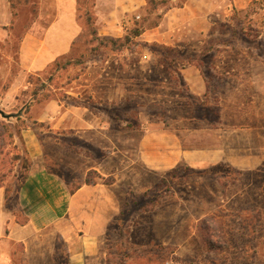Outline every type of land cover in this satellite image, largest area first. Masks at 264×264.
<instances>
[{
	"label": "rangeland",
	"instance_id": "obj_1",
	"mask_svg": "<svg viewBox=\"0 0 264 264\" xmlns=\"http://www.w3.org/2000/svg\"><path fill=\"white\" fill-rule=\"evenodd\" d=\"M187 1L79 0L83 32L66 67L60 58L30 70L19 55L25 33L54 19L56 0H39L34 10L15 3L18 15L0 24V109L8 115L0 114V175L10 191L18 168L29 164L30 125L52 153L50 165L69 179L71 161L80 167L82 160L105 164L107 151L134 154L155 128L177 130L183 147L211 155L203 166L184 163L158 175L145 173L138 159L133 166L119 160L120 219L104 238L105 264H264V0H194L189 10L176 9ZM183 19L186 25L169 30ZM137 27L157 29L168 42L135 36ZM126 35L132 42L120 49L98 39ZM190 66L204 80L201 95L184 78ZM49 102L87 107L104 127L51 129L38 121ZM16 204L12 193L19 216Z\"/></svg>",
	"mask_w": 264,
	"mask_h": 264
},
{
	"label": "crops",
	"instance_id": "obj_2",
	"mask_svg": "<svg viewBox=\"0 0 264 264\" xmlns=\"http://www.w3.org/2000/svg\"><path fill=\"white\" fill-rule=\"evenodd\" d=\"M193 1L188 0L176 9L189 10ZM0 8V24L10 25L13 13L8 0H2ZM201 9L213 11L216 8L206 6ZM77 11L78 0H56V16L43 31L36 25L25 33L19 55L26 68L41 70L70 54L74 42L83 32L78 24ZM184 21H178L169 30L175 31L186 25ZM193 24L188 22V25ZM159 32L155 29L153 33L144 32L142 36L147 41L168 42L162 39L163 34L160 38ZM166 35L169 38L173 36ZM183 75L195 93L201 95L206 92L199 70L190 66L183 70ZM38 121L50 123V128L55 130L87 132L104 127L100 118L90 114L87 107L53 102L46 104ZM38 134L31 125L24 129L29 165L18 168L17 182L12 191L6 182L2 183L0 175V264H105L104 238L110 226L120 219L118 190L123 178H119L116 171L119 160L132 159L133 166L134 160L138 159L145 173L158 175L184 163L192 167L203 166L211 156L206 150L183 147L184 140L179 131L155 128L142 135L136 155L129 149L127 152L113 150L105 153V164L102 161L94 165L91 161L82 160L84 166L78 167L71 161L66 167L71 173H78L79 178L73 173L69 179L54 167L51 166L52 171L49 169L48 154L52 153L44 151V143ZM91 169L104 177L114 176V183L105 184L102 178H98L87 184L86 177ZM12 193H15L17 212L21 217L9 205Z\"/></svg>",
	"mask_w": 264,
	"mask_h": 264
},
{
	"label": "trees",
	"instance_id": "obj_3",
	"mask_svg": "<svg viewBox=\"0 0 264 264\" xmlns=\"http://www.w3.org/2000/svg\"><path fill=\"white\" fill-rule=\"evenodd\" d=\"M15 3H17L18 5H22L23 3L24 4H26V5H33V10L35 9V6L36 5H38V3H39V0H12V8H13V14H14V16L16 17L17 15H18V12H17V10L15 9V7H17L16 5L17 4H15ZM79 0H78V5H79ZM82 5V4H81ZM81 7V6H80ZM86 15H88V20H89V25H90V29L91 28H94L95 26H94V21L92 20V18H91V13H89V12H87L86 13ZM90 15V16H89ZM94 31V30H93ZM134 34H135V36H140L143 32H144V30H143V28L142 27H137V28H135L134 29ZM95 33V32H94ZM99 39V41L103 44V45H109V44H111L112 46H114V47H116V48H118V49H120V48H124V47H127L128 45H130V43L132 42V37H131V35H126L124 38H117V39H109V38H98ZM74 46H75V42H74V45H73V48H74ZM73 48H72V50H71V52H70V54H67V55H65L64 57H62L61 59H64L65 60V62L64 63H61L60 61L58 62V66L59 65H61V66H68V65H71V63H73ZM60 60V59H59ZM58 61V60H57ZM56 61V62H57ZM18 117H19V115H17ZM29 165V164H28ZM28 165H26V167L28 166ZM48 167H49V169L51 170L52 169V167H51V165H50V163H49V160H48ZM52 171V170H51ZM177 172V170H174V173H176ZM92 174H95L97 177H99V178H102L103 180H106V179H104V176H102L99 172H97L96 170H90L89 171V173L87 174V177H86V183L87 184H91V183H93V181H92ZM114 181H115V179L114 178H112V179H110L109 181L108 180H106V184H112V183H114ZM80 185V184H79ZM78 187H80V186H78ZM206 226V227H205ZM201 228H202V231L204 232L205 230L207 231V229L209 228V226L208 225H204V226H201ZM208 241V243H209V246L211 247H214L215 245H214V242H213V240H210V239H208L207 240Z\"/></svg>",
	"mask_w": 264,
	"mask_h": 264
},
{
	"label": "water",
	"instance_id": "obj_4",
	"mask_svg": "<svg viewBox=\"0 0 264 264\" xmlns=\"http://www.w3.org/2000/svg\"><path fill=\"white\" fill-rule=\"evenodd\" d=\"M0 114H1L2 116H8V115H6V113L4 112V110H2V109H0Z\"/></svg>",
	"mask_w": 264,
	"mask_h": 264
}]
</instances>
